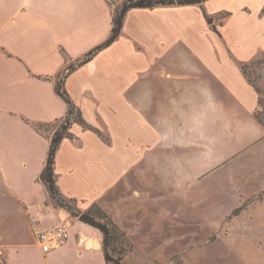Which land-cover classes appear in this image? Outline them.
Listing matches in <instances>:
<instances>
[{
	"label": "crops",
	"instance_id": "1",
	"mask_svg": "<svg viewBox=\"0 0 264 264\" xmlns=\"http://www.w3.org/2000/svg\"><path fill=\"white\" fill-rule=\"evenodd\" d=\"M114 11L109 0H0L6 264H106L101 231L49 203L40 174L51 134L35 126L64 118L56 80L109 37ZM259 54L264 0L159 4L129 8L117 38L65 74L91 128L69 126L56 184L82 208L97 203L145 255L123 264H169L264 187L258 93L241 68ZM64 222L68 238L44 252L37 233Z\"/></svg>",
	"mask_w": 264,
	"mask_h": 264
},
{
	"label": "rangeland",
	"instance_id": "2",
	"mask_svg": "<svg viewBox=\"0 0 264 264\" xmlns=\"http://www.w3.org/2000/svg\"><path fill=\"white\" fill-rule=\"evenodd\" d=\"M109 1L117 7L123 0ZM84 57L85 55L70 61V64L74 67L80 64ZM252 61L251 64L246 65V71L253 83L259 87L264 98V54H259ZM62 124L64 118L49 124H41L39 129L52 136ZM62 197H59L61 198L59 200L67 207L59 206L53 199L49 200V203L61 208L68 218L78 219L71 214L72 211H86L89 208L92 209L91 212L96 211L92 204L82 208L75 199ZM95 219L98 217L96 216ZM192 241L193 244H189L186 249L175 253L169 264H264V187L250 194L241 195L236 206L221 218V223L213 233L207 235L203 241L200 239H192ZM5 256L6 250L0 249V262L5 261ZM144 256L141 253H133L128 257L138 261Z\"/></svg>",
	"mask_w": 264,
	"mask_h": 264
},
{
	"label": "trees",
	"instance_id": "3",
	"mask_svg": "<svg viewBox=\"0 0 264 264\" xmlns=\"http://www.w3.org/2000/svg\"><path fill=\"white\" fill-rule=\"evenodd\" d=\"M205 0H123L117 7H115L112 27L109 37L100 45L91 49L85 54L84 60H87L91 55L99 48L109 44L113 41L120 33L123 16L126 10L133 7H152L159 4H192V3H201ZM226 13H221L217 15L222 17ZM217 17V18H218ZM209 22L213 21V16H207ZM83 60V61H84ZM253 61L244 63L241 65L242 71L247 79L253 84L257 93H258V106L255 110V118L264 126V98L259 87L253 83L252 79L249 77L246 71V65L251 64ZM73 69V65L69 64L67 66V72H70ZM65 73V74H66ZM65 74L61 75L59 79L56 80L55 90L61 96V98L67 104V112L64 116V124L62 127L54 131L53 135L50 138V145L48 149L47 159L45 166L40 174V179L45 183L50 198L55 200L56 204H59L61 207H67L60 200L63 195L59 191L56 178L54 173V158L59 142L64 137H70L68 128L72 122H78L85 128H91L85 120L82 118L79 109L75 106L66 89L64 88L63 81ZM49 124V123H43ZM36 129H39V125L35 126ZM63 198V197H62ZM60 199V200H59ZM92 207L95 208V213L91 212L92 209L89 208L86 211L76 210L71 212L72 215L77 216L79 220L86 222L96 228H98L103 236L102 247L104 251V256L106 264H123V262L133 253H141L137 246L129 239L126 232L123 231L111 218V216L106 213L98 204H92ZM236 210V209H235ZM98 219H95V217ZM115 254V255H112ZM142 254V253H141ZM156 264V262H153ZM0 264H6V261H1Z\"/></svg>",
	"mask_w": 264,
	"mask_h": 264
},
{
	"label": "built area",
	"instance_id": "4",
	"mask_svg": "<svg viewBox=\"0 0 264 264\" xmlns=\"http://www.w3.org/2000/svg\"><path fill=\"white\" fill-rule=\"evenodd\" d=\"M68 236V223L64 222L37 233L36 238L41 245V249L46 252L53 247L60 246Z\"/></svg>",
	"mask_w": 264,
	"mask_h": 264
}]
</instances>
